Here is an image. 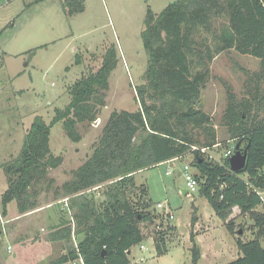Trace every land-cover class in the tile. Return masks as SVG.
Masks as SVG:
<instances>
[{"label": "trees", "instance_id": "1", "mask_svg": "<svg viewBox=\"0 0 264 264\" xmlns=\"http://www.w3.org/2000/svg\"><path fill=\"white\" fill-rule=\"evenodd\" d=\"M62 5L68 15L85 8L84 0H62ZM215 20L220 22L217 29ZM144 24L148 62L145 82L136 88L140 109L113 111L92 154L72 171L61 193L56 192V200L68 198L71 218L62 217L50 233L51 240L64 241L68 249L55 264L77 259L83 264H130L132 248L148 234L145 229L151 231L157 255L166 254L176 226L164 211L150 209L148 188L137 185L135 176L187 155L192 156L199 192L216 214L226 221L238 206L241 215H251L259 227L254 239H237L242 255L225 264H264V213L257 211L263 203L259 190H264V118L258 115L264 102V73L250 97L236 101L230 95L233 99L226 111L233 144L248 147L246 169L234 172L229 157L217 160L201 150L220 143L201 102L214 58L235 50L259 59L264 70V0H176L159 14L148 9ZM80 61L78 56L76 62ZM117 61L116 49L108 47L99 70L73 83L71 101L64 109H56L52 123L63 122L73 141L81 140L77 124L96 120L105 105L104 91ZM49 130L44 119L36 116L19 155L1 165L9 184L1 194L0 246L1 221L9 204L15 201L19 214L35 210L43 183L53 182L49 169L63 162L62 156L51 151ZM226 224L234 232V219ZM191 242L192 262L198 264L201 249L194 232Z\"/></svg>", "mask_w": 264, "mask_h": 264}, {"label": "rangeland", "instance_id": "2", "mask_svg": "<svg viewBox=\"0 0 264 264\" xmlns=\"http://www.w3.org/2000/svg\"><path fill=\"white\" fill-rule=\"evenodd\" d=\"M174 1L84 0L82 12L68 15L62 0H0V202L9 184L1 165L19 155L36 116H41L50 128L51 151L63 157L57 168L49 169L48 177L53 182L43 183L45 189L35 210L19 214L16 202L9 204L1 221L0 264H55L67 252L64 241L50 239L61 218H71L68 198L56 200V192L61 193L60 187L72 178V171L92 154L113 111L140 109L136 88L145 82L148 62L142 39L144 19L148 9L159 14ZM214 22L213 28L217 29L220 22ZM108 47L116 49L118 61L104 91L105 105L96 120L77 124L81 140L73 141L63 122L52 123L56 109H64L71 101L69 87L73 83L99 70ZM78 56L81 61L77 63ZM210 66L211 78L201 102L202 109L211 115L220 140L208 154L220 160L233 144L225 124L228 103L233 99L230 95L236 101L250 97L264 70L259 59L235 50L220 53ZM261 83L264 89V77ZM258 115L264 118V109H259ZM191 161L192 156L187 155L136 174L137 185L148 188L150 209L163 212L157 204L164 203L173 214L170 222L176 229L170 233L169 250L162 256L157 255L150 229H145L148 234L132 248L130 264H193V232L201 255L204 252L198 264L211 263L208 255L215 245L256 237L259 227L251 215L231 218L233 210L229 218L234 219L235 230L230 232L227 220L216 214L199 189L191 194L184 192L187 188L183 166ZM169 169L171 174L167 173ZM261 193L264 199V190ZM97 198L102 200L99 194ZM257 211L264 213V201ZM193 218H198L194 225ZM200 226L205 228L200 230ZM261 241L264 245V229ZM227 262L229 259H221L217 264Z\"/></svg>", "mask_w": 264, "mask_h": 264}, {"label": "built area", "instance_id": "3", "mask_svg": "<svg viewBox=\"0 0 264 264\" xmlns=\"http://www.w3.org/2000/svg\"><path fill=\"white\" fill-rule=\"evenodd\" d=\"M235 147H236V144L234 143V144H232L230 146V148H227V150L225 151L224 156L230 158L235 152ZM193 148L197 149L198 147L194 146ZM201 150L203 152L208 153L209 149L201 148ZM210 157H212V156H210ZM212 158H214V157H212ZM175 160H180V158L179 157L173 158V159L169 160L168 163L172 162V161H175ZM193 169H194V167L192 166L191 163H185L184 166H183V171L182 172H183L184 180H185V183H186V188H187L186 193L187 194H191V193L195 192L199 188V183H198V180H197V178L195 176V172L193 171ZM167 173L171 174L172 171L169 169L167 171ZM261 191L262 190H259V193L262 196ZM262 199H263V196H262ZM65 200H67V198H65ZM263 201H264V199H263ZM157 207H159L161 209H164V214H165V218L166 219H170L171 220L173 218L172 212L170 211L169 207H167L164 203L159 202L157 204ZM141 247H144V246L141 245Z\"/></svg>", "mask_w": 264, "mask_h": 264}, {"label": "crops", "instance_id": "4", "mask_svg": "<svg viewBox=\"0 0 264 264\" xmlns=\"http://www.w3.org/2000/svg\"><path fill=\"white\" fill-rule=\"evenodd\" d=\"M215 59V58H214ZM215 62V61H214ZM214 62H213V64H214ZM244 95V94H243ZM242 95V96H243ZM241 97V96H240ZM241 100V99H240ZM205 101H203V103H204ZM259 106H260V104H259ZM264 109V102H262L261 103V108H260V110H263ZM220 141V140H219ZM209 153V152H208ZM224 154H225V152H224ZM224 156V155H223ZM185 158V157H184ZM181 159H183V158H181ZM217 160H219V159H217ZM173 162V161H172ZM166 163H168V161L166 162ZM169 163H171V162H169ZM194 172H196V170L194 171ZM183 173V172H182ZM186 191H187V189L186 190H184V192L186 193ZM259 208V206L257 207V209ZM233 210H234V216L233 217H231V218H234V217H236V216H238V215H241V210H240V208L238 207V206H236V207H234L233 208ZM247 215V214H246ZM231 218H229V219H227V221L225 222V223H227L228 221H230L231 220ZM196 219V222H197V219L198 218H195ZM195 222V223H196ZM174 226H176V225H174ZM201 228H205V227H201L200 226V230H201ZM199 231V230H198ZM197 231V232H198ZM236 243V244H235ZM168 244H169V242H168ZM213 252L210 254V255H208V256H210V257H212L211 259H210V262L211 263H214V264H217L221 259H229V262L230 261H233V260H235V256L236 255H238L237 257H236V259L238 258V257H240L241 255H242V253L240 252V250H239V248H238V245H237V240H236V242H234V243H232V244H227V243H225L224 245H219V246H213ZM234 251V252H233ZM203 254H204V252H203ZM203 254L201 255V258H203ZM210 263V264H211ZM228 263V262H227ZM225 264V263H224Z\"/></svg>", "mask_w": 264, "mask_h": 264}, {"label": "water", "instance_id": "5", "mask_svg": "<svg viewBox=\"0 0 264 264\" xmlns=\"http://www.w3.org/2000/svg\"><path fill=\"white\" fill-rule=\"evenodd\" d=\"M248 160V147L240 148L237 144L234 154L229 158L230 169L234 172H240L246 169Z\"/></svg>", "mask_w": 264, "mask_h": 264}]
</instances>
